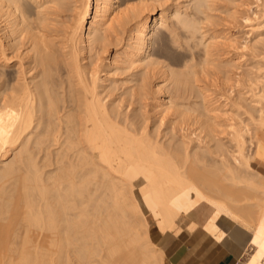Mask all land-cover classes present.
<instances>
[{"label":"bare ground","instance_id":"obj_1","mask_svg":"<svg viewBox=\"0 0 264 264\" xmlns=\"http://www.w3.org/2000/svg\"><path fill=\"white\" fill-rule=\"evenodd\" d=\"M207 235L264 264V0H0V264Z\"/></svg>","mask_w":264,"mask_h":264},{"label":"crops","instance_id":"obj_2","mask_svg":"<svg viewBox=\"0 0 264 264\" xmlns=\"http://www.w3.org/2000/svg\"><path fill=\"white\" fill-rule=\"evenodd\" d=\"M152 236L154 238L153 234ZM221 242L214 241L208 235L189 238L183 242L171 243L168 247V254L171 260L177 264H243L239 259L240 254L237 253L241 250L235 251L228 243L225 244V241H223L224 244ZM194 245L196 247H193Z\"/></svg>","mask_w":264,"mask_h":264},{"label":"rangeland","instance_id":"obj_3","mask_svg":"<svg viewBox=\"0 0 264 264\" xmlns=\"http://www.w3.org/2000/svg\"><path fill=\"white\" fill-rule=\"evenodd\" d=\"M58 10H60V9H58ZM78 12H79V8H77L75 6H72L70 8L64 9V10L62 9V13H60V12H58V13H60L62 15L61 19H63V21H66V23H69V21L72 20L71 18H73V20L75 22V20L78 18ZM60 14H59V17H60ZM89 18H90V16H89ZM71 23H73V22H71ZM64 24H65V22H64ZM151 229H152V232L154 233L153 234L154 237H155L154 241H160L162 239V234L158 231V229L154 225H152ZM183 240H185V239L184 238H179V239L172 238V240H170L169 243L167 244V248H166L167 254H168V250H169L168 247L170 246L171 243H173V242H183ZM167 256H168V259L171 260V258L169 257V254Z\"/></svg>","mask_w":264,"mask_h":264}]
</instances>
